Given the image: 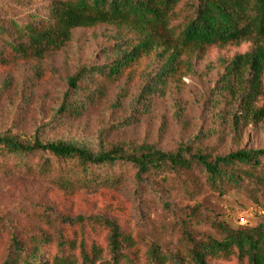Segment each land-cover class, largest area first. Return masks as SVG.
<instances>
[{
	"label": "trees",
	"instance_id": "obj_1",
	"mask_svg": "<svg viewBox=\"0 0 264 264\" xmlns=\"http://www.w3.org/2000/svg\"><path fill=\"white\" fill-rule=\"evenodd\" d=\"M182 0H51L47 14L7 25L0 19V40L12 59L28 62L44 59L62 50L76 29L108 25L127 28L141 35L138 43H116L115 59L102 64H85L65 79L66 91L44 125L36 130L32 141H23L0 132V170L13 169L43 180L65 194H76L92 188L118 189L123 182L115 169L135 171L137 188L145 179L159 182L166 190L192 198L199 193L194 175H201L204 186L220 195L231 190L245 194L257 206H264V149H240L224 156L209 157L187 147L165 152L155 145L133 142L109 144L113 131L139 124L151 109L154 97H163L170 78L180 71V52L169 55L154 77H150L134 99L132 115L101 128L94 137H60L43 140V132L55 126L80 119L89 108L98 106L105 88L98 83L119 79L141 57L156 47L160 32L171 35L169 25L176 21ZM185 49L204 50L212 46H238L254 40V48L231 60H220L224 70L212 99L231 100L237 105L233 126L239 122L264 124V0H193L189 13L180 25L177 37ZM5 59L0 56V67ZM184 66L190 68L189 62ZM8 81L0 85L1 91ZM218 103H215L216 106ZM196 136L191 141L197 140ZM195 178V176H194ZM188 183H187V182ZM193 184L189 186L188 184ZM202 190V188H201ZM184 211L186 223L199 215L197 205ZM46 229H34L20 220L0 216V264H138L128 254L133 238L114 221L100 216L68 215L51 217L41 214ZM96 227L108 231L110 262L101 261V248L88 237ZM213 234L195 238L183 229V241L177 247L163 249L159 242L144 243L142 264H210L230 262L264 264V222L254 227L231 229L213 220ZM53 248V249H52ZM46 258V261L41 259Z\"/></svg>",
	"mask_w": 264,
	"mask_h": 264
},
{
	"label": "rangeland",
	"instance_id": "obj_2",
	"mask_svg": "<svg viewBox=\"0 0 264 264\" xmlns=\"http://www.w3.org/2000/svg\"><path fill=\"white\" fill-rule=\"evenodd\" d=\"M51 0H0V19L25 23L47 14ZM193 0H182L176 9L179 16L168 27L171 32H160L156 47L141 57L116 80L104 82L105 95L98 106L89 108L77 120L68 121L55 129L43 132V140L60 137H94L101 128L132 115V105L142 87L154 77L166 58L180 52L177 63L180 71L170 78L163 97H154L150 112L140 118L138 125L113 131L107 142H133L155 145L165 152L187 147L192 153L201 151L209 157L224 156L240 149H264V124L244 122L234 128L232 112L236 103L210 94L224 70L220 60L254 48V40L238 46H212L204 50L185 49L177 37L180 25L189 13ZM141 35L127 28L98 25L91 29H76L71 40L56 53L20 62L12 59L0 40V56L5 64L0 67V85L8 81L9 87L0 93V132L23 141H32L36 130L49 119L53 109L61 103L66 91L65 79L85 64L102 65L115 59L112 52L116 43H138ZM190 63V68L184 66ZM215 103H218L216 106ZM196 136L197 140L191 141ZM123 179L118 189L92 188L76 194H65L51 184L12 170H0V216L20 220L34 229H46L39 220L41 214L51 217L82 215L102 216L114 220L126 234L133 238L134 246L128 254L142 264V250L146 242H159L163 249L177 247L182 242L183 229L195 238L212 235L211 222L217 220L231 229L254 227L264 222V206H257L237 190L220 195L204 186L201 175H194L199 193L192 198L166 190L159 182L145 179L144 186L152 191L140 190L134 180L135 171L115 169ZM187 182V181H186ZM188 183V182H187ZM192 186L193 184H188ZM202 188V190H201ZM197 205L199 215L183 223L184 211ZM88 237L87 247L95 242L102 250L101 261L111 260L108 231L96 227ZM53 249V248H52ZM41 259L46 261V258ZM210 264H238L210 262Z\"/></svg>",
	"mask_w": 264,
	"mask_h": 264
}]
</instances>
